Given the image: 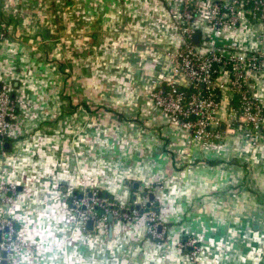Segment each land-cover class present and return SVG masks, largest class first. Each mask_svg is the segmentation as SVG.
Listing matches in <instances>:
<instances>
[{"label":"crops","instance_id":"obj_1","mask_svg":"<svg viewBox=\"0 0 264 264\" xmlns=\"http://www.w3.org/2000/svg\"><path fill=\"white\" fill-rule=\"evenodd\" d=\"M185 1L0 0V89L18 106L0 138V184L17 187L0 218L35 246L8 264H264V132L254 144L230 133L232 75L216 78L229 132L219 142L194 138L151 96L184 43ZM216 1L194 0L197 47L264 54V23L242 16L213 27ZM247 83L264 107V61ZM90 192L121 206L153 194L162 239L144 213L89 230L67 205ZM190 237L200 245L194 259L180 244Z\"/></svg>","mask_w":264,"mask_h":264},{"label":"built area","instance_id":"obj_2","mask_svg":"<svg viewBox=\"0 0 264 264\" xmlns=\"http://www.w3.org/2000/svg\"><path fill=\"white\" fill-rule=\"evenodd\" d=\"M209 10L208 22L213 27L237 24L242 16L250 22L264 23V0H220L212 3ZM197 13L198 8L194 0H186L177 20L184 35V43L179 49L168 53L171 61L169 77L156 79L151 96L155 105L169 116L172 123L180 125L194 138L206 143L219 142L224 139L226 132L221 128L217 116L220 93L225 84L217 82L216 78L218 74L228 72L232 75L231 89L234 95L240 96V104L231 105L229 108L228 125L233 132L251 139L254 136L251 129L259 128L261 131L264 127V107L251 94L247 75L248 72L261 70L264 54L243 52L237 48V44L225 54L215 48L201 51L193 42L200 27L196 24ZM259 39L264 43V30L259 34ZM17 117L18 106L13 93L8 88L0 89L2 140L8 135ZM92 193L75 194L67 205L75 215L76 221L82 225H86L90 219H95L108 228L110 214L125 219L133 215L131 211L117 209L114 203H109V199L100 196L98 192ZM151 204L152 200H148L142 206L133 207L132 211L134 215L139 216L141 212L147 215L148 233L159 239L162 238L160 224L156 222L157 213ZM100 208L105 209L100 211ZM21 242L18 248L20 251H32L31 243L24 240ZM0 247L6 250L4 240Z\"/></svg>","mask_w":264,"mask_h":264},{"label":"rangeland","instance_id":"obj_3","mask_svg":"<svg viewBox=\"0 0 264 264\" xmlns=\"http://www.w3.org/2000/svg\"><path fill=\"white\" fill-rule=\"evenodd\" d=\"M211 48H215V47H211ZM240 104V96L238 97V99L234 102L233 106H238ZM236 121V120H235ZM253 133V138H246L247 140H249L250 143L254 144L256 143V141H258L261 137V134L264 132V127L261 129H251L250 130ZM229 132H225V137ZM230 133H236L235 131H231ZM224 137V139H225ZM223 139V140H224ZM17 190V187H11L8 184H0V202L1 201H5L7 200V196L9 195V192L11 194H14L15 191ZM14 197V196H13ZM148 200L147 199H142V200H138V197L136 195V198L132 199V201L129 203V205L127 206H122L124 208H120L121 205L119 203H117L116 201H111L109 199V203H114L115 206L117 207V209L119 208V210L125 211L128 210L132 212L133 216H135L134 212L131 210L132 207H136V205H143V203H146ZM151 206L156 210L157 213V220L156 222L158 224H160V227L162 226V221L159 217V212H158V203L156 202V199H152V204ZM142 213V212H141ZM132 216V215H131ZM18 226L16 224V222L13 219L8 218L7 216H3L0 218V237H1V241L2 240L5 241V248L6 250H3L2 247H0V264H4V262L6 261L7 264L10 263L12 261V259L16 256L17 252L20 251L18 248L20 246V244L22 243V237H20L18 235ZM160 231V228H159ZM161 232V231H160ZM153 237V236H152ZM154 238V237H153ZM162 238H159L158 240H161ZM195 238L194 237H190V239H186L184 241H182L180 244L182 247L184 248H189L190 249V255L191 257H193V259L196 257V253L197 251L200 249V245L197 243V241L195 242ZM35 249V246L32 245V250ZM7 251V252H5ZM15 252V253H14ZM23 252H27L29 253V251H23ZM32 251H30V254L32 256Z\"/></svg>","mask_w":264,"mask_h":264},{"label":"water","instance_id":"obj_4","mask_svg":"<svg viewBox=\"0 0 264 264\" xmlns=\"http://www.w3.org/2000/svg\"><path fill=\"white\" fill-rule=\"evenodd\" d=\"M199 40H200V35H199V34H196V35L194 36V42H195V43H198ZM135 187L138 189V188L140 187V184H139L138 182H136V183H135ZM89 194L92 195L93 193L90 192ZM146 194H147V193H144V195H146ZM99 195L102 196V195H103V192H99ZM135 198H136V196H134V199H135ZM153 198H154V195L151 194V195H150V199L152 200ZM131 210H133V207L131 208ZM112 218H113V215L110 214V215H109V220L112 221ZM94 225H95V219H90V220H88L86 226H87V228H88L89 230H93V229H94ZM0 241H1V237H0ZM4 264H7V262L5 261Z\"/></svg>","mask_w":264,"mask_h":264},{"label":"trees","instance_id":"obj_5","mask_svg":"<svg viewBox=\"0 0 264 264\" xmlns=\"http://www.w3.org/2000/svg\"><path fill=\"white\" fill-rule=\"evenodd\" d=\"M238 95H237V98H236V100L238 99ZM238 123H236V125H237ZM103 197H105V198H108V199H112V197H110V195H108L107 193H103ZM105 208H100L99 210L100 211H103Z\"/></svg>","mask_w":264,"mask_h":264}]
</instances>
